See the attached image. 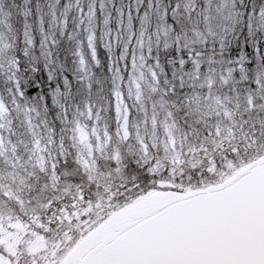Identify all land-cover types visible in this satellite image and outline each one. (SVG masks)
<instances>
[{"label": "snow or ice", "instance_id": "1", "mask_svg": "<svg viewBox=\"0 0 264 264\" xmlns=\"http://www.w3.org/2000/svg\"><path fill=\"white\" fill-rule=\"evenodd\" d=\"M0 264H264V0H0Z\"/></svg>", "mask_w": 264, "mask_h": 264}]
</instances>
